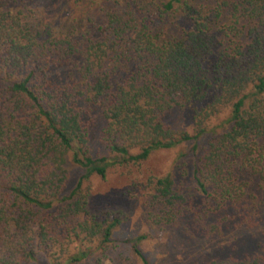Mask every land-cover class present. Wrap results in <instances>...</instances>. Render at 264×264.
<instances>
[{
    "label": "trees",
    "instance_id": "trees-1",
    "mask_svg": "<svg viewBox=\"0 0 264 264\" xmlns=\"http://www.w3.org/2000/svg\"><path fill=\"white\" fill-rule=\"evenodd\" d=\"M174 111L191 131L168 123ZM185 145L217 211L256 210L264 0H0V264H106L115 244L150 264L145 236L115 239L124 213L89 210L84 185ZM69 167L80 176L67 191ZM151 185L146 221L175 225L174 178Z\"/></svg>",
    "mask_w": 264,
    "mask_h": 264
},
{
    "label": "rangeland",
    "instance_id": "rangeland-1",
    "mask_svg": "<svg viewBox=\"0 0 264 264\" xmlns=\"http://www.w3.org/2000/svg\"><path fill=\"white\" fill-rule=\"evenodd\" d=\"M213 1V0H210ZM191 114L174 111L168 123L175 129L191 131ZM190 145L152 154L141 164L116 167L104 179L94 178L90 188L89 210L113 209L125 215L115 231L122 240L144 235L141 245L150 264H211L225 259L243 260L264 255V192L256 195L250 215L232 210H216L204 199L192 179ZM190 153V152H189ZM67 191L75 185L80 171L69 167ZM170 174L185 202V212L172 226H154L146 221L148 201L153 194L151 180ZM247 206H249L247 204ZM106 264H141L127 247L115 244L108 250ZM28 264H49L42 256ZM82 264H93L87 261Z\"/></svg>",
    "mask_w": 264,
    "mask_h": 264
}]
</instances>
